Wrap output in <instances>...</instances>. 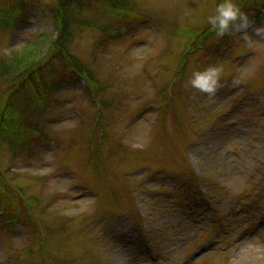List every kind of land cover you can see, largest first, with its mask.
<instances>
[{
  "label": "rangeland",
  "instance_id": "374dc122",
  "mask_svg": "<svg viewBox=\"0 0 264 264\" xmlns=\"http://www.w3.org/2000/svg\"><path fill=\"white\" fill-rule=\"evenodd\" d=\"M128 1L119 16L86 12L112 37L75 32L71 52L100 89L63 82L33 116L43 139L0 150L6 194L25 201L11 226L30 211L38 221L0 220V264L39 262L42 248L45 264H264V14L247 42H201L221 0ZM56 2L27 1L25 20L0 22V58L46 55ZM215 64L214 96L189 85Z\"/></svg>",
  "mask_w": 264,
  "mask_h": 264
},
{
  "label": "trees",
  "instance_id": "16d2710c",
  "mask_svg": "<svg viewBox=\"0 0 264 264\" xmlns=\"http://www.w3.org/2000/svg\"><path fill=\"white\" fill-rule=\"evenodd\" d=\"M27 1L35 3L38 0H0V22L15 24L25 20L26 14L23 10ZM129 8L128 0H57L49 11V19L58 32V37L53 43L51 42L49 52L46 55L34 53L29 46L30 48H25L20 55L14 54L12 58H0V150L6 147L16 153L43 139L42 128L35 123L33 116L47 112L53 92L60 91L62 86L58 87L63 82L84 80L90 85L92 93L100 89L101 86L96 85L92 70L71 52L75 32L84 28H95L100 31L104 39H108L109 36L114 35L109 32L112 27L96 25L85 18L86 12L113 17L129 11ZM242 11L249 16V19H258L264 14V0H255L254 5L250 7L245 4ZM131 18L134 21L137 17L132 14ZM211 32L208 31L198 40L204 41L210 37ZM191 34L194 37L197 36L190 31L189 35ZM57 64H60L59 69ZM6 188V181L0 174L2 207L0 220H3L5 227L8 228L19 225L11 226L13 222H16L14 215L19 219V215L22 214V202L25 203V201L21 196L18 200L13 196H7ZM33 216H35L34 213L30 211L29 222L27 224L26 221L21 222L19 226L28 229L34 223H38ZM36 254L40 256L39 262L29 259L28 263L20 264H45L43 260L46 261V252L43 248Z\"/></svg>",
  "mask_w": 264,
  "mask_h": 264
},
{
  "label": "clouds",
  "instance_id": "9594fccd",
  "mask_svg": "<svg viewBox=\"0 0 264 264\" xmlns=\"http://www.w3.org/2000/svg\"><path fill=\"white\" fill-rule=\"evenodd\" d=\"M207 23L210 30L219 38L226 35L242 34L245 42L248 40L246 30L250 27L251 21L249 16L241 10L236 0H221L216 5L214 14L207 17ZM222 72L221 65H209L203 70L193 71L188 83L193 89L214 96L222 86Z\"/></svg>",
  "mask_w": 264,
  "mask_h": 264
}]
</instances>
